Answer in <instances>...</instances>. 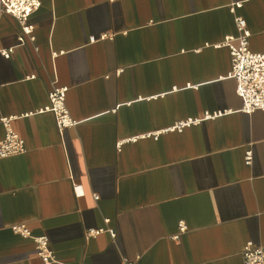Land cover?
Instances as JSON below:
<instances>
[{
  "label": "crops",
  "instance_id": "0c3cea01",
  "mask_svg": "<svg viewBox=\"0 0 264 264\" xmlns=\"http://www.w3.org/2000/svg\"><path fill=\"white\" fill-rule=\"evenodd\" d=\"M238 16L264 52V0H41L30 34L0 9V117L27 146L0 158V264H45L17 223L51 264H243L264 245V109H241L223 43ZM54 83L79 121L62 131L40 110Z\"/></svg>",
  "mask_w": 264,
  "mask_h": 264
},
{
  "label": "built area",
  "instance_id": "2783aa9c",
  "mask_svg": "<svg viewBox=\"0 0 264 264\" xmlns=\"http://www.w3.org/2000/svg\"><path fill=\"white\" fill-rule=\"evenodd\" d=\"M41 0H0V9L16 17L23 25L24 33L30 34L33 25L27 24L28 17L39 9ZM236 34L226 35L223 43L229 46L231 53V70L229 76L236 79L237 92L243 99L242 110L252 112L256 109H264V52L253 51L250 48L251 30L244 17H236ZM31 38L34 39L32 35ZM3 54L9 56L12 49H5ZM66 85L54 83L49 91V103L40 110L52 111L57 119L59 129L76 125L79 121L75 119L66 103ZM220 114V111L207 112L205 118ZM5 125L6 132L0 136V158L23 153L27 150L25 139L13 128L11 117H0ZM200 118H188L178 121L168 127L166 131H182L185 127L198 123ZM158 135V133H155ZM252 161V151H247L246 162ZM77 188L79 186L77 185ZM98 197V195H95ZM15 230L25 237H31L35 241L38 255L45 264L57 261L55 253L49 244V237L46 234L34 235L26 223H17ZM187 229L186 223L179 222V232L173 235L175 240ZM105 228L92 227L87 230L88 236H94ZM112 235H115L114 228H108ZM67 264V263H64ZM85 264V263H81ZM123 264H135V261L124 257ZM243 264H264V245H256L252 240L246 242L243 248Z\"/></svg>",
  "mask_w": 264,
  "mask_h": 264
}]
</instances>
